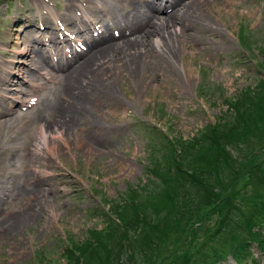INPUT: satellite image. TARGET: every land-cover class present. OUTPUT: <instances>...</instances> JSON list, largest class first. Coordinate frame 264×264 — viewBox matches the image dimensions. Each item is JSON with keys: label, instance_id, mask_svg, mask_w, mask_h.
<instances>
[{"label": "rangeland", "instance_id": "374dc122", "mask_svg": "<svg viewBox=\"0 0 264 264\" xmlns=\"http://www.w3.org/2000/svg\"><path fill=\"white\" fill-rule=\"evenodd\" d=\"M148 1H135L136 14L130 0H0V63L6 62L4 70L18 80L9 84L11 78L1 77L0 64V99L5 107L13 103L16 108L0 113V221L12 214L14 219L27 214L12 230L0 232V264H64L67 248L104 227L109 208L120 203L129 188L145 182L150 174L147 168L163 159L166 139L175 140L174 146L191 140L205 124L215 123L228 110V102L240 90L263 78L264 0H203L201 7L198 0H180L187 8L179 16L186 13L191 26L179 21L171 29L183 34L170 58L174 69L130 47L126 53L137 56L135 70L134 63L124 62L120 51L112 54L110 50L91 68L71 75L79 63L107 44L116 46L131 38L117 25H140L143 32L135 36L147 37L154 21L167 16L159 7L150 9ZM28 7L37 25L42 21L53 25L55 43L49 42L47 33L36 38L37 30L32 27V34L25 29L22 13ZM88 17H98L109 29L90 35L93 24L86 28L83 23ZM61 28L69 37L60 56L53 47L59 43ZM86 30L96 41L100 35L99 45L89 42ZM37 39L42 46L45 40L49 42L44 47L55 54L51 61L56 67L32 64L20 54L28 41ZM17 64L28 66V72L17 76ZM34 65L39 69L34 72L36 77L29 73ZM76 86L80 97L74 92ZM24 91L29 93L27 97ZM68 104L77 115L62 121ZM53 119L56 125H52ZM62 123L69 128L57 130ZM42 133L46 135L44 145L39 143ZM263 142L264 119L256 120L240 137L246 156ZM44 146L51 150L49 158L35 154ZM244 158L247 163L240 160V166L245 174L234 188L224 179L218 182L226 189L224 195L231 193L233 200L250 205L253 193H260L251 189V181L258 184V170L247 166ZM256 160L258 166L263 164L264 149ZM201 215L189 224L165 223L158 236L160 245L153 247L155 255L146 264H174L182 255L202 251L203 239L212 235L217 214L206 207ZM191 227L198 229V237L189 242L187 228ZM251 233L254 236L258 231ZM214 236L215 241L219 239ZM251 244L256 264H264V248L255 241ZM223 264L235 262L228 255Z\"/></svg>", "mask_w": 264, "mask_h": 264}, {"label": "trees", "instance_id": "16d2710c", "mask_svg": "<svg viewBox=\"0 0 264 264\" xmlns=\"http://www.w3.org/2000/svg\"><path fill=\"white\" fill-rule=\"evenodd\" d=\"M260 67L264 71V60ZM262 77L252 87L240 90L228 102V110L220 113L215 123L205 124L191 140L175 147V140L166 139L163 159L147 168L150 174L145 182L129 188L121 195L122 201L109 208L104 227L92 230L74 248H67L64 264H146L160 245L158 236L165 223L177 220L189 224L197 215L202 218L206 207L212 215L217 214L212 235L219 239L215 241L212 235L204 238L202 251L182 255L174 264H223L228 255L235 264H256L252 241L264 248V182L260 181L264 179V161L258 166L254 160L264 142L257 153L246 156L240 137L256 120L264 119ZM244 157L247 166L258 170V184L251 181V189L260 193H253L250 205L233 200L231 193L224 195L226 189L218 182L224 179L234 188L245 174L240 166V160L247 163ZM187 231V241L197 239L198 229ZM251 231L258 233L253 236Z\"/></svg>", "mask_w": 264, "mask_h": 264}, {"label": "bare ground", "instance_id": "6f19581e", "mask_svg": "<svg viewBox=\"0 0 264 264\" xmlns=\"http://www.w3.org/2000/svg\"><path fill=\"white\" fill-rule=\"evenodd\" d=\"M137 2V0H135ZM135 1L134 0H130V3H133V10L134 12L137 14V8L135 5ZM138 4V2H137ZM195 4V3H194ZM160 5V6H157ZM197 5H199L200 7L203 5V0H198ZM147 6L150 9H154L155 7H159L158 9L160 11L163 12H168L170 9L171 11L166 13V17L164 18V16L162 17V19H156V21H154L153 28L150 29L149 35H147V37H143L141 38H133V39H125L122 40L121 44L116 45V46H112V44H107L106 48L99 51L98 53H96L94 56L89 57L84 63L83 61L81 63H79L77 66V68L73 69L71 71V75H73V73L76 75L80 74L83 70H87L89 68L92 67V64L94 62L99 61L100 56L103 54H107L108 52L111 53L113 51L112 54H114L115 51H120L119 54L122 55V58L124 59V62L126 64H131L134 63V70L135 68L138 66L137 63H135V59H136V55H130L127 54L126 52L129 50V48L131 47L132 50H135L137 53H149V56L155 58L157 60V62L160 65H165V64H169V67H171V69H174L173 66H171L170 64V58H174V50H175V43L177 41H179V38L181 40V37L183 36L182 33H178L176 30H171L173 28V26L175 25L176 22H183L186 21L188 26L190 27L191 25L188 22V18L186 13L184 14L183 18L182 16H179V12L182 8L185 7V9L187 8V5L184 2H181L180 0H151L147 2ZM174 7V9L172 8ZM164 8V10H163ZM193 9V8H192ZM46 12H49L47 10H45ZM32 13V9L30 7L27 8L26 12L22 13V17L24 19V25H25V29H27L28 31H30L33 34V31L31 30V28L33 27L34 30H37L38 34H36V38L44 36L46 33L51 35V38H53V32H54V27L53 25L51 26L50 24L42 21L41 24H38L35 22V18L34 15L31 14ZM251 15H254L253 13ZM55 18V17H54ZM53 18V19H54ZM59 22V21H58ZM57 22V23H58ZM45 29V31H41L39 29ZM86 38L89 39V42H91V36L88 35V32L86 30ZM141 35V34H140ZM139 35V36H140ZM52 42V39H51ZM40 45L38 39L35 41L30 40V42L28 41L27 45L24 48V51H21L20 54H22L24 57H26V60L31 59L32 64H42V62H45L44 60V54L43 51L40 49V47L38 46ZM96 45H99V43L97 42ZM116 47V48H115ZM102 47H99L98 49H101ZM58 50H60V46H58ZM3 55V54H2ZM1 55V58H2ZM151 57V58H152ZM158 57V59L156 58ZM152 58V59H153ZM28 62V61H27ZM1 77H9L11 78V82L9 84H17L18 80L16 76H13L12 73H10L7 70H4V67L8 66L6 62H2L1 61ZM16 67L18 68L17 70V76L23 75L24 73L28 72V66L23 67L20 64H17ZM125 68V67H123ZM35 71H39V69L34 65L32 66L31 71H29L30 76L36 77V75L34 74ZM9 73L10 75H8L7 73ZM188 73L190 74V71H188ZM70 75V76H71ZM77 78V76H76ZM71 84V81H70ZM74 92L76 94V97H80V91H79V87L76 86L74 87ZM29 95V93L24 91V96L27 97ZM79 100H83V99H79ZM80 101L76 102V105L79 103ZM61 105V104H59ZM65 106V104H63ZM16 108L15 105L13 103H10L9 107H5L2 103V99H0V113L2 112H15ZM62 110H65V108L63 107ZM77 115V110L71 105L68 104L67 108H66V112L65 114L62 116L63 119L62 121H69L72 118H74ZM77 119V118H76ZM52 125H56L55 124V120L53 119V121L51 122ZM60 129L57 128V130H66L68 129V123H62L61 126H59ZM42 141H40L39 143H42L43 145L45 144V134L42 133ZM45 147V146H44ZM51 150L43 148V147H38V149H36L35 154L38 156H42L45 158H49V153ZM13 215V214H12ZM12 215L8 216L7 218H5L3 221L1 220V226L2 229L0 232L2 233H6L8 230H12L14 228L15 225L20 224L24 219H26L27 214L24 213L22 215V218L20 219H14L12 217ZM31 215H34V217H37V215L33 212V210H31ZM8 218H12L14 219L13 221L10 222H6ZM11 220V219H9Z\"/></svg>", "mask_w": 264, "mask_h": 264}]
</instances>
